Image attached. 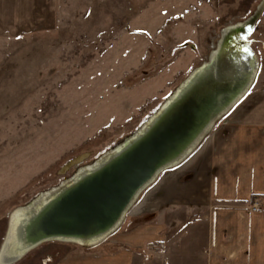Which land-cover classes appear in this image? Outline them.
<instances>
[{
	"label": "rangeland",
	"instance_id": "rangeland-1",
	"mask_svg": "<svg viewBox=\"0 0 264 264\" xmlns=\"http://www.w3.org/2000/svg\"><path fill=\"white\" fill-rule=\"evenodd\" d=\"M53 22L0 38V245L11 211L150 127L214 49H250L249 90L264 79V0H59ZM64 244L13 264H43Z\"/></svg>",
	"mask_w": 264,
	"mask_h": 264
},
{
	"label": "crops",
	"instance_id": "crops-1",
	"mask_svg": "<svg viewBox=\"0 0 264 264\" xmlns=\"http://www.w3.org/2000/svg\"><path fill=\"white\" fill-rule=\"evenodd\" d=\"M58 7L59 0H0V38L55 22ZM259 81L187 158L141 192L118 230L94 246L64 244L43 264H264Z\"/></svg>",
	"mask_w": 264,
	"mask_h": 264
},
{
	"label": "bare ground",
	"instance_id": "bare-ground-1",
	"mask_svg": "<svg viewBox=\"0 0 264 264\" xmlns=\"http://www.w3.org/2000/svg\"><path fill=\"white\" fill-rule=\"evenodd\" d=\"M258 70V57L250 49L237 59L214 49L183 89L162 103L161 115L151 117L150 127L144 125L98 159L80 165L67 181L42 191L35 203L11 211L0 264H13L47 242L94 246L106 240L141 192L187 158L241 100Z\"/></svg>",
	"mask_w": 264,
	"mask_h": 264
},
{
	"label": "built area",
	"instance_id": "built-area-1",
	"mask_svg": "<svg viewBox=\"0 0 264 264\" xmlns=\"http://www.w3.org/2000/svg\"><path fill=\"white\" fill-rule=\"evenodd\" d=\"M257 207H258V204H257L256 201H254V202L251 204V209H252V210H255V209H257Z\"/></svg>",
	"mask_w": 264,
	"mask_h": 264
},
{
	"label": "water",
	"instance_id": "water-1",
	"mask_svg": "<svg viewBox=\"0 0 264 264\" xmlns=\"http://www.w3.org/2000/svg\"><path fill=\"white\" fill-rule=\"evenodd\" d=\"M175 98V97H174ZM161 109H163V106L161 107ZM33 242V240L32 241H30L29 243H32ZM41 241H38L37 243H33V246H31V247H34L35 245H37L38 243H40ZM12 261H10L9 263H11Z\"/></svg>",
	"mask_w": 264,
	"mask_h": 264
}]
</instances>
